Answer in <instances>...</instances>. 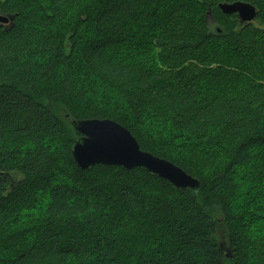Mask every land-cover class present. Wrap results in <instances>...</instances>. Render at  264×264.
Listing matches in <instances>:
<instances>
[{
  "label": "trees",
  "instance_id": "obj_1",
  "mask_svg": "<svg viewBox=\"0 0 264 264\" xmlns=\"http://www.w3.org/2000/svg\"><path fill=\"white\" fill-rule=\"evenodd\" d=\"M75 1L0 0V15H15L13 27L0 26V264H257L264 102L205 94L198 84L227 77L202 56L210 46L264 60V5L244 0L260 10L244 25L219 8L236 0H184L201 19L186 18L181 3L155 22L143 17L146 0H94L70 21ZM56 28L57 36L47 33ZM148 28L160 68L139 41ZM123 45L124 58L110 54ZM35 48L42 60L29 57ZM78 68L110 85L131 112L90 95ZM68 113L121 123L143 150L198 178L200 191L144 167L81 169Z\"/></svg>",
  "mask_w": 264,
  "mask_h": 264
},
{
  "label": "water",
  "instance_id": "obj_2",
  "mask_svg": "<svg viewBox=\"0 0 264 264\" xmlns=\"http://www.w3.org/2000/svg\"><path fill=\"white\" fill-rule=\"evenodd\" d=\"M219 8L225 14L236 15L244 25L256 20L260 13L256 5L244 0L222 2ZM207 13L212 16L211 10ZM14 24V14L0 15V26L10 28ZM64 118L80 133L71 154L81 169L87 170L96 164L114 165L126 170L144 167L176 187H189L195 193L200 191L201 181L198 178L170 160L143 150L136 137L121 123L110 118L77 119L69 113ZM222 247L231 256L230 247L226 243Z\"/></svg>",
  "mask_w": 264,
  "mask_h": 264
},
{
  "label": "rangeland",
  "instance_id": "obj_3",
  "mask_svg": "<svg viewBox=\"0 0 264 264\" xmlns=\"http://www.w3.org/2000/svg\"><path fill=\"white\" fill-rule=\"evenodd\" d=\"M94 0H77L71 7V16H69L70 21H75V18L72 16H75L79 11L81 10V6L83 9H86L91 2ZM149 3V7H147L145 10H143V17L146 19H149L150 22H155L159 20L160 16L163 15L160 11H163L167 8L171 9L174 5H179L181 3L182 6L180 8L182 11L184 10V16L186 18H190V20H198L201 19L200 12L196 11L193 7H188L189 5L185 3L184 0H162V3L157 7V10L152 12L155 7L153 4L154 0H146ZM260 3L264 5V0H258ZM205 19H207L211 25H213L215 22L213 21V18L211 15H208V13H204ZM94 27L93 22L89 23L87 27L83 28V30H80L78 39L80 42H84V33L88 30H91ZM149 30L147 29V33L143 32L139 36V41L141 42V45H145L143 47V53L149 54L151 57L148 58V61H152L153 65H155L157 68L161 67V63L158 60H153L154 53L150 52V48L148 47V41H149ZM52 36H57L60 34V30L58 28L53 29L51 31H47ZM69 37L67 36V41ZM115 52H112L110 54H120L121 58L123 57V54L128 51V46L123 45L120 47H117ZM208 59V63L211 66H223L226 68L227 77L224 79H205L201 81L198 85H200L201 90L205 94H215L223 97L233 96L236 94H242V95H250L253 100L264 102V60L256 59L255 57L249 56V57H243L241 54H237L236 52H232V49L228 46H210L206 49V51L203 50L202 56H205ZM142 54V53H141ZM243 54H245L243 52ZM45 54L42 52V50H39L37 48L32 50V53L29 57H31L34 60H42L44 58ZM143 59V54H142ZM148 62V63H149ZM79 70V79L82 81V83L85 84L88 92L90 95L92 94H100V97L103 98V101H108L112 105H120L124 104L122 101L118 99V95L115 94L114 89L109 85H102L95 79H93L89 74H86L83 76V69L78 68ZM126 108V110H125ZM121 111V110H120ZM131 111L129 110L128 106L124 104V108L121 111L123 115L129 114ZM163 130H158L157 133H161ZM63 180L68 183V178L63 177ZM63 181V182H64ZM217 220L222 222L223 216L218 214L216 215ZM260 233V231L254 232V235H257ZM258 239L264 243V232L263 234L258 237ZM263 248V247H262ZM251 257L255 259V263L257 264H264V251L263 250H256V248H252L251 250Z\"/></svg>",
  "mask_w": 264,
  "mask_h": 264
},
{
  "label": "flooded vegetation",
  "instance_id": "obj_4",
  "mask_svg": "<svg viewBox=\"0 0 264 264\" xmlns=\"http://www.w3.org/2000/svg\"><path fill=\"white\" fill-rule=\"evenodd\" d=\"M236 16V15H235ZM255 21V20H254ZM254 21H252V22H254ZM252 22H250V23H252Z\"/></svg>",
  "mask_w": 264,
  "mask_h": 264
}]
</instances>
